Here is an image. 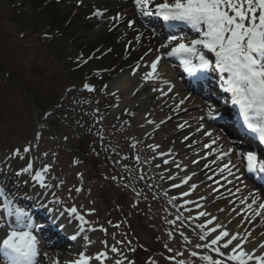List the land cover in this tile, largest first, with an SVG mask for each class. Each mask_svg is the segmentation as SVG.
I'll use <instances>...</instances> for the list:
<instances>
[{
	"label": "rangeland",
	"instance_id": "rangeland-1",
	"mask_svg": "<svg viewBox=\"0 0 264 264\" xmlns=\"http://www.w3.org/2000/svg\"><path fill=\"white\" fill-rule=\"evenodd\" d=\"M43 4L49 5L58 17L56 25L49 26L46 18L42 16V11L27 0H0V170L6 178L4 186L8 187L7 197L13 207L22 208L28 215L32 213L33 208H38L44 216L51 213V217L58 221L65 234L77 231L73 234L77 236L76 239H73V235H67L73 239L75 246L98 243L97 234L90 233L88 227L79 226L77 216L67 211L65 204L53 201L58 195V188L54 184L51 183V189L41 188L31 179L34 171L44 164L63 161L67 165L70 164L71 173H82L86 181L93 185V197L101 208V224L108 229L105 238L107 244L102 242L98 247L91 246L88 255L94 258L98 252L108 250V257L118 259L119 257L111 254L110 247L116 240L123 239L124 233H127L128 238L134 241L132 248L135 252L129 253L124 248L122 254H127L136 264H149V258L156 260L157 264H176L182 259L181 245L176 239L180 236L181 225L174 226L178 236L167 224L170 217L163 226L158 219L155 220L157 217L147 202L140 201L137 206L132 197L115 192L114 185L117 180L111 179L112 176H118L112 165L115 154L100 147L96 134L86 133L85 129L89 128L90 120L83 110L75 109L73 102L76 99L84 101L86 98H93L103 90L104 85L112 88L111 82L115 77L128 76L138 64H145L144 72L146 69L151 70L150 62L156 55L162 54L161 43L156 35L148 30L145 34H137L138 13L135 9L114 20L117 15L106 12L110 4L102 0H45ZM97 9L105 10L103 18L93 17L92 14ZM128 21H134V24L129 27ZM125 27L130 29L129 34H126ZM94 31L97 33L93 34ZM137 36L140 37L139 40L136 39ZM161 58L163 73L160 72V79H168L172 89H175L178 82L168 71L164 58ZM141 82L146 83L144 80ZM85 83L93 85L96 91L89 93L83 88ZM154 84L160 87L157 81ZM163 90L167 91V88ZM158 94L159 92L148 88L146 93L137 99L127 100L126 96H122L100 115L104 120H108L119 111L134 106L138 107V112L145 111L144 114H150L159 110L164 103L148 102L147 99L155 101ZM117 103L118 107L115 106ZM206 110L208 113L209 107H206ZM45 113L53 115L46 117ZM141 113H138V117ZM176 113H179L178 109L161 125L165 131H158L160 134L172 137L175 128L170 124ZM65 116L67 120L63 119ZM77 121L80 122L79 125ZM37 133L42 134L40 138H37ZM64 136L69 137L67 142L62 139ZM28 145H31L32 150L26 154L23 149ZM157 145L160 146V151L164 152H168L170 148L167 145L161 146L160 143ZM17 148L21 150L19 157L13 154ZM229 148L231 147L226 146L221 150L227 151ZM44 152L49 155L44 157ZM214 155L215 153L211 154L210 158ZM233 155L232 161H238L239 158ZM168 158H171L169 153ZM76 160L79 161L78 164L74 163ZM182 161L179 159L177 163L185 162ZM29 162H34L33 172L21 173V169ZM185 166L186 163L181 164V167ZM100 173L107 176V182L103 181ZM156 173L160 172L157 170ZM181 173L190 177L196 171L183 169ZM212 176L214 174L210 175L207 181ZM192 183L198 185V191H203L204 185H208L206 181ZM157 187L160 193L167 189L169 195L176 200V196L169 191L171 188L159 185ZM180 205L178 202V209ZM148 209L150 210L147 214ZM179 211L181 212V209ZM176 213V209L172 210V219ZM29 216L32 219V216ZM36 216L40 219L38 214ZM1 218L0 211V224ZM108 220L114 224L120 223L121 228L109 226L106 223ZM237 220L238 218L235 222L232 220V227L236 224L240 226L241 222ZM170 231L174 233L172 241H169L167 235ZM250 231L251 229L245 231V234ZM114 232L117 233L115 237ZM253 239L259 240V236L253 234ZM89 240L91 244L88 243ZM165 244H168L173 252H169L164 247ZM49 249L59 251L57 247ZM41 254L43 257L39 264H48L54 260L53 257L47 259L49 255L45 250L41 251ZM74 256L78 259V254ZM183 260L187 264V261ZM58 261L63 262L64 259ZM106 264H110L108 260Z\"/></svg>",
	"mask_w": 264,
	"mask_h": 264
},
{
	"label": "bare ground",
	"instance_id": "bare-ground-1",
	"mask_svg": "<svg viewBox=\"0 0 264 264\" xmlns=\"http://www.w3.org/2000/svg\"><path fill=\"white\" fill-rule=\"evenodd\" d=\"M108 2L110 5L106 12L110 11L113 13V15H118L119 18L123 14H127L130 11L132 12L133 9H135V0H102ZM145 18V17H144ZM149 22L152 23V19L148 17ZM134 24V21H132ZM138 24L136 26L138 35L145 34L147 32V28H145V24L139 22L137 20ZM147 25V24H146ZM126 34H129L130 29L128 30L126 27ZM189 30L193 31V27L188 28ZM97 31H94L93 34H96ZM198 33L196 34V36ZM194 36V38H196ZM193 38V37H192ZM191 37L187 40L189 41L192 39ZM186 40V42H188ZM164 51V50H163ZM208 59H210L212 62L214 61V55L211 52L206 53ZM169 58V57H168ZM213 64V63H212ZM162 63H158V72L161 74L163 73ZM145 64L142 63L141 66L138 68L137 74L133 75L128 74L122 75L120 77H115L113 81L111 82L112 88H108L107 93L104 90H101L96 96L93 98H86L84 101L74 100V107L77 110H83L84 115L90 120L88 123L89 128L92 129L91 132L88 131L89 128L85 129L86 133L96 134L99 131H103L104 140L103 143L109 147L110 149H115V157L113 158L114 161H120V158L127 157V159L120 161L119 163H113V168L118 172L117 177H125V179H117V184H115V192L119 195L127 194L129 197H132L134 200H137L138 197L135 195L137 192H141L144 195L142 197H139L140 201L147 202L152 208H150L156 215V219L162 223L164 226L165 221H167L168 217L172 219V210L177 208H173L167 203V200L162 195V192L160 193L158 189V185L165 186L171 188L170 193L172 192L173 195L176 196V200L181 203V213L186 218L185 223L183 226H181V231H183L184 235L188 236L189 239H195V232L193 231V227L195 226V222L202 221V218L199 217V211L201 210V206L203 205L208 211L212 212L213 214L217 215L221 220L231 219L235 222L237 218L233 217L232 210L234 208H239V200L243 196H247L249 192L254 193L261 197V194L259 192H254L249 187H241L247 183L245 177L244 170L242 168V174L240 175L239 165L237 160L232 161L233 167V175L228 176L227 173L224 174V176L219 175V169L216 166L215 161H213V156L210 158L211 154H213V151H205L204 147L201 145L205 142H207L209 149L212 148V140L219 138V143L217 147L222 149L223 147H232L231 144L228 143L227 139L223 137V135L217 133V131L210 130L208 133L212 134V139H209L204 135L205 131L209 130L211 126L213 125L210 122V118H208L207 110H206V104L199 99L200 97H194L190 95L186 89L182 88V85L180 83H177L175 86V89H173L172 92H170L167 96H164L160 98L159 100L156 99L153 101L152 99H147L148 102L151 104H161L160 109L150 113V114H144V112L141 113L138 112V107H130L128 108L129 112H135V113H141L138 117V113L135 115V118L130 117L125 110L119 111L115 115H113L108 120H102L100 121V117L102 113L107 111L110 107H112L116 102L120 100L122 96H126L125 98L127 100H132L134 98H139V96H142L146 93L147 89L150 87L144 86L145 83L141 82L142 77L145 75V73L151 71L149 69H146V72H144ZM202 72L206 74L204 82L202 85H205L206 89L203 90V93H209L211 94L212 100L215 102V106H213L211 109L213 113L216 111V109L222 113L225 114L229 113V109L222 104V99L227 97L228 91L225 90V84H224V76L226 74L221 73L219 75V82L222 83V87L224 89L220 93H217L216 89L211 86V79H215V74L213 73L214 69L212 68V65L208 69H200L197 70V72ZM218 80V78H216ZM156 81L150 80L149 83L154 84ZM186 82V81H185ZM187 87L191 88V83L186 82ZM198 84H193L194 87H196ZM140 87V88H138ZM219 96L218 98L215 96ZM135 93V94H134ZM202 94V92H200ZM115 94V95H112ZM229 95V94H228ZM201 96L205 97L204 94ZM215 96V97H214ZM181 99H185V103L181 106L180 109H178L179 113H176V117H174V120H172L170 126L174 127L175 130L173 132L172 137H169L168 135L160 134L161 132L158 131H165L164 127H160L159 129H155L154 124L149 125L147 123V120H153L154 122H160L168 121V117L174 113L177 109L175 108V104L179 103ZM211 100V101H212ZM91 101V103H88ZM217 101H220L221 104H219ZM98 102V103H97ZM196 102V103H194ZM198 102V103H197ZM150 104V105H151ZM153 106V105H152ZM99 109V113H97L95 110ZM100 115V116H99ZM226 115V114H225ZM97 121H100V123H97ZM125 121H129V124H125ZM184 121H187L184 128L181 129L179 125L181 123H184ZM164 124V123H163ZM188 124V125H187ZM203 124V127L200 129V132H197V128L199 125ZM141 125H144L142 128ZM226 125V124H224ZM226 127V126H225ZM98 137V135H97ZM185 137L188 139L186 140ZM157 138V140H156ZM144 141V144H138L136 149H133L131 147L132 143H135L136 141ZM193 140H195L197 143L193 145ZM99 145H101V141L98 139ZM157 141V142H156ZM151 143L153 145H157L160 143L161 146H168L169 149H172L170 154L169 161L173 160H183L184 164L186 163V167H180L179 169L176 167L175 164H169L164 165L162 163V159L158 158V161L156 159V164H161L160 169H156L153 167H148L147 165H144L142 163H137L135 161L136 155L141 156V160L151 158L153 153L151 150L146 148V144ZM111 151V150H108ZM160 151V148H159ZM236 151V150H235ZM113 152V151H112ZM207 153L205 156L204 153ZM167 154L166 158L168 157V152H165ZM234 157V155H233ZM210 159V160H209ZM212 160V162H211ZM180 163V166L181 164ZM53 168L51 172L48 174V180L54 184L55 186L58 184L59 180L62 179L65 181L62 187L58 188V195L54 197L53 201L59 200L60 203L62 202V205L65 204V208L67 211H70L72 207L77 208V214H81L85 216V219L89 221L87 225H84L81 223V221H78V225H83L84 227H88V230L90 233L97 234V241L98 243L94 245H83V246H74L71 248L70 254L77 255L79 254V251H85L86 254L91 252V246L92 247H98L99 244L102 242H105L106 233L100 230V212L101 208L96 203L94 197H93V191L91 183L87 182L86 179L83 176V179L81 180L80 177H78L77 174L71 173V166L70 164L67 165L63 161H58L56 163H53ZM76 165V164H75ZM125 165L128 169H130L131 175H129L128 171H125ZM204 165L205 168H202ZM79 167L78 165H76ZM165 166V167H164ZM220 167H223V164L220 165ZM189 170V171H196V175L194 177H191L190 183L193 181H199L204 182L206 181V184L208 183L207 187L204 185L203 191L198 190H191L187 187V185L180 184L179 188H173L172 187V181L168 180H161L159 174L156 173L158 170L159 172H164L165 175H167L169 172L172 173L174 176H183L185 174L181 173L182 170ZM247 172V168L245 169ZM208 181L207 178L210 175H213ZM143 175L144 179H139V176ZM55 176L57 179H52L51 177ZM100 176H102V179L104 182L108 181L107 176L102 173H100ZM111 181V179L109 180ZM231 181V183H229ZM148 183L155 185L153 188L148 187ZM176 183H180V181H176ZM82 184L83 191L80 193H76L74 190L69 193V189H74L77 186H80ZM241 187V188H239ZM237 189H240V192H237ZM152 190V191H151ZM183 190H187L189 192V196L185 197L183 195ZM153 193L156 194L155 198L153 196ZM223 197V199H217V197ZM146 197V199L144 198ZM201 197H206L207 199L204 201H201ZM215 201V202H213ZM64 202V203H63ZM94 202V203H93ZM231 205V207H229ZM246 207V206H245ZM91 208H95L97 211L95 214H89L88 210ZM227 208V212H221L219 209ZM148 209L146 213H149ZM41 210V209H40ZM35 209H33V212ZM42 211V210H41ZM191 213V218H188V213ZM77 214H75L77 216ZM222 215V216H221ZM244 215H251L250 212L245 213L241 212V216ZM46 216H49V218L53 219V222L55 224H58V221L51 217V215L48 213ZM194 218V219H193ZM224 218V219H223ZM3 219V214L2 218ZM238 221V220H237ZM99 222V223H97ZM206 223V222H205ZM168 224V222H167ZM233 222L229 225V227L235 231H238L240 234H245V231L251 229V233L254 235H258L260 239V233L264 232V227L260 225V218H257L256 221H253L251 223L242 222L240 226L238 224L231 226ZM172 229H174V232L179 236L178 231L174 228V226H170ZM243 229V231H242ZM6 228L4 227V224H0V237L6 235ZM77 232V231H76ZM75 231L70 232L66 235H73L76 233ZM178 242L181 245V257L182 259H185L186 261H193L197 264H206V262L199 259V256H202L204 254L211 255L213 258H218L217 255L213 252H211L210 249H193L192 247L185 245L183 242L182 237L176 238ZM177 240L175 242H177ZM252 247V245L248 246L249 250ZM195 250L197 251L198 255L197 257H192L191 252ZM257 252L259 253V249H257ZM46 253H49V258H54L53 261L50 262V264H54V262L58 261L59 259L63 261V263L68 260L69 258H62L65 255L64 251H46ZM42 257V256H41ZM75 257V256H74ZM73 257V258H74ZM52 258V259H53ZM41 259V258H40ZM38 259V260H40ZM115 261L114 258L109 257L108 263L113 264ZM60 262V261H59ZM62 264V262H61ZM251 264V262H250Z\"/></svg>",
	"mask_w": 264,
	"mask_h": 264
},
{
	"label": "snow or ice",
	"instance_id": "snow-or-ice-1",
	"mask_svg": "<svg viewBox=\"0 0 264 264\" xmlns=\"http://www.w3.org/2000/svg\"><path fill=\"white\" fill-rule=\"evenodd\" d=\"M135 7L137 10L141 11L143 15L151 14L147 11L148 3L147 0H135ZM179 9V11H177ZM157 11L164 19H174V20H188L193 29L198 35L196 38L190 39L188 42H185V38L183 36L176 37L170 36L165 42L161 43L160 48L168 49L171 46V50L166 52V56H176L180 59L181 65L184 67L185 71L189 73H194L200 69H208L212 65V61L208 59L206 53L211 52L215 56L214 67L221 73L226 74L224 76V84L225 90L231 93V98L233 103H236L234 88H233V73L230 67H226L221 63L220 53L218 46L213 42L211 31L213 23H218L220 28V34L222 38L227 41L233 37L234 34L239 33L243 37V42L246 45L249 39V34L253 31L264 32V0H175L174 3H169L168 0H164L163 3L157 4ZM93 17L103 18L105 15V10L97 9L93 12ZM114 17V20L118 19ZM129 27L133 25L132 21H128ZM111 30V29H110ZM140 39L139 36L136 38ZM175 43L174 41H177ZM111 51V50H109ZM151 52V49L149 50ZM147 55V53L145 54ZM253 56H259L260 58H264V50H257L252 53ZM161 55H156L154 60L150 62L151 71L145 73L142 79L146 82L144 86L150 87L153 92H159L156 96V99H160L162 96H167L170 92L173 91L170 86V81L168 79H160V73L158 72V62L161 61ZM255 63V60H253ZM140 64L137 65L136 68L132 70V74L136 75ZM150 80L157 81L160 85L158 88L155 84L149 83ZM167 88V91H164L163 88ZM83 88L87 90L89 93H93L96 91V88L89 84L85 83ZM103 90L107 93L108 86L104 85ZM135 94V93H134ZM115 95V94H112ZM88 103H91L89 101ZM98 103V102H97ZM185 103V99H181L179 103L175 104L176 109H180L181 106ZM115 106H119L117 103ZM99 113V109L95 110ZM125 112L132 118H135V112H129L125 109ZM52 113H45L46 117L52 116ZM209 118H213L214 113L211 110V106H209V111L207 113ZM64 120H67V116L63 117ZM104 117H100V121H102ZM245 120L247 122L248 128L257 131V126L253 125L249 122V118L246 116ZM97 121V123H100ZM125 124H129V121H125ZM149 125H153L155 129H159L164 121H160L159 123L154 122L153 120H147ZM181 123L179 127L181 129L184 128L185 124ZM79 125L80 122L77 121ZM83 126V125H80ZM143 128L144 125H141ZM203 127L201 124L197 128V132H200V129ZM89 132L92 131L91 128L88 129ZM259 138L261 142H264V127H260ZM41 133H37V138L41 137ZM98 139L101 141L100 147L104 150H111L115 152V149H110L104 143V135L103 131H99L97 133ZM204 135L209 139H212V134L205 131ZM62 139L67 142L69 139L68 136L62 137ZM187 140L188 138L185 137ZM193 145L197 142L193 140ZM203 143V142H201ZM219 143V138L212 140V148L209 149L206 143L203 144L205 150L213 151L214 161L216 163L217 168L219 169V175L224 176L225 173L228 176L233 175V167L232 164V149L229 148L227 151H222L219 147H217ZM138 144H144V141H136L131 144L133 149H136ZM147 149L151 150L153 155L151 158H147L141 160L140 155H136L135 161L137 163H142L147 165L148 167H155L156 169L161 168V164H156V159H162V163L164 165L175 164L179 169L181 166L175 159L169 161L166 156L167 154L164 151H159V145H153L148 143L145 145ZM31 145L24 147L23 152L29 153L31 151ZM20 149L17 148L14 150V155H20ZM93 151L95 152V146L93 147ZM172 149L168 150L170 153ZM98 154V153H97ZM44 157L49 155L48 152L42 153ZM52 155H56L52 153ZM236 155L241 156V153L238 152ZM22 158V157H21ZM243 158L247 161V168L252 170L253 168L258 167L261 171H264V159H258L257 153L254 152H246L243 154ZM127 159V157H121L120 161ZM120 161H114V163H119ZM54 163V162H53ZM53 163L44 164L40 169L35 170L34 174L31 175V179L39 185L41 188H53V185L48 180V174L51 172L53 167ZM74 163L78 164L79 161L76 160ZM223 164V167L220 165ZM207 166V165H206ZM186 167V166H185ZM34 162H29L26 167L21 169V173H31L33 172ZM125 171L129 172L131 175V170L127 168L125 165ZM19 174V173H18ZM80 179H83L82 173H77ZM196 173H192V177H194ZM161 180L172 181L173 188H179L180 184L187 185L191 190H196L198 185L196 183H190L191 177L187 174L183 176H174L171 172L165 175L164 172L159 173ZM52 179H57L55 176L51 177ZM112 180L117 179H125V177H117L112 176ZM139 179L143 180L144 176L140 175ZM176 181H180V183H176ZM65 183L64 180L60 179L56 187H62ZM231 183V181H229ZM148 187L151 189L155 187L153 184H149ZM76 193H80L83 191L82 184L80 186L75 187L74 189H69V193L72 191ZM240 189H237V192H240ZM163 196L167 197V203L173 208H177V213L175 214L174 219H169L167 222L170 226H175L177 224L183 226L185 223V217L178 209V201L169 195L167 189L163 191ZM138 197L136 200V205L138 206L140 203L139 197H142L144 194L141 192L135 193ZM183 195L185 197L189 196V192L187 190H183ZM155 198L156 194L153 193ZM146 199V197H144ZM206 197H201L200 200H206ZM217 199H223V197L218 196ZM56 203H60L59 200L55 201ZM215 202V201H213ZM94 203V202H93ZM239 208H234L232 210V215L235 218H238V222H247L251 223L256 221L257 218H260V225L264 227V197H260L254 193L249 192L247 196H243L239 200ZM246 206V207H245ZM5 215L11 219V222L7 224L8 231L6 235L0 240V250L3 249V246L9 244L12 237L15 235V230L17 228H24L27 230L29 235L33 240V249L31 256L27 259L26 264H37L38 259L41 258L42 254L40 249L36 247L37 236L34 234L31 225V219L28 213L20 207H13L12 202L5 198V202L2 205ZM231 207V205H229ZM70 211L73 214H77V208L72 207ZM95 208H91L88 210L89 214L96 213ZM221 212H227L228 209H219ZM241 212L248 213L251 215L241 216ZM199 217L202 218V221L195 222V226L193 227V231L195 232V239H189L188 236L184 235L183 231L180 232V236L183 239L185 245L192 247L193 249H210L211 252L215 253L218 258H213L211 255L204 254L199 256V259L206 262V264H264V232L260 233V239L254 240L253 233L248 232L247 234H240L238 231H235L229 227V225L233 222L226 218V220H221L217 215L208 211L203 205L201 206V210L199 211ZM188 218H191V213H188ZM77 219L81 221L82 224L87 225L89 223L88 220L85 219L84 215L77 214ZM194 219V218H193ZM206 222V223H205ZM99 223V222H97ZM109 226L120 229L121 224H114L113 221L108 220L106 222ZM100 230L107 233L108 229L103 225H100ZM117 235L116 232L113 233L115 237ZM169 241L174 239V233L170 231L168 234ZM77 236L73 235V239H76ZM87 239V238H86ZM133 240L128 238V234L124 233V238L121 240H116L115 243L110 247L111 254L119 257L115 259L114 264H136L134 260H131L127 254H122L123 249L126 248L127 252L134 253L135 249L132 248ZM91 244V241H88ZM105 245L107 241L104 242ZM252 245L249 250L248 246ZM164 247L169 251L173 252V249L168 247V244H165ZM259 249V253L257 252ZM197 251L193 250L191 252L192 257H197ZM108 250L104 252H98L96 256L93 258L90 255L86 254L85 251H80L78 254V259H75L71 262V264H106L108 260ZM10 264H17V261L9 256ZM54 264H59V261L54 262ZM149 264H157V261L149 258ZM176 264H186L183 259H180L176 262ZM187 264H193V261H187Z\"/></svg>",
	"mask_w": 264,
	"mask_h": 264
},
{
	"label": "clouds",
	"instance_id": "clouds-1",
	"mask_svg": "<svg viewBox=\"0 0 264 264\" xmlns=\"http://www.w3.org/2000/svg\"><path fill=\"white\" fill-rule=\"evenodd\" d=\"M174 2L175 0H171V3ZM178 21L189 23L188 20L183 19ZM211 36L219 48L221 63L232 69L233 88L237 101L235 104L243 117L247 116L249 122L256 125L259 131L260 127H264V62L262 58L253 56L252 53L264 50V32H251L245 45L239 33L225 41L220 34L219 24L213 23ZM35 243L39 249L38 238ZM32 249V237L26 229L17 228L9 244L0 250V264H10L9 256L14 258L17 264H26Z\"/></svg>",
	"mask_w": 264,
	"mask_h": 264
},
{
	"label": "trees",
	"instance_id": "trees-1",
	"mask_svg": "<svg viewBox=\"0 0 264 264\" xmlns=\"http://www.w3.org/2000/svg\"><path fill=\"white\" fill-rule=\"evenodd\" d=\"M27 1L31 2V4L36 5V8L39 9V11H42V16L46 18L47 24L49 26L56 25L58 17L51 10L49 5L43 4V3H45V0H27ZM26 17H24V18L26 19Z\"/></svg>",
	"mask_w": 264,
	"mask_h": 264
}]
</instances>
